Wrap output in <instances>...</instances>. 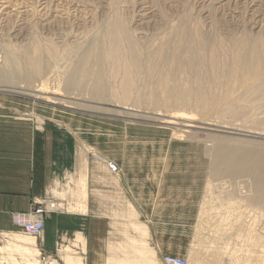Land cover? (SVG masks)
<instances>
[{"label":"rangeland","instance_id":"obj_1","mask_svg":"<svg viewBox=\"0 0 264 264\" xmlns=\"http://www.w3.org/2000/svg\"><path fill=\"white\" fill-rule=\"evenodd\" d=\"M2 1L0 110L69 136L76 163L49 198L59 212L104 218L111 233L90 250L78 234L49 257L14 246L13 235L23 230L3 233L0 264L141 261L131 239L143 243L137 248L146 263L165 264L171 256L187 264H264V202L254 185L261 171L215 175L230 164L220 163L222 156H264V90L238 76L241 82H227L210 65L214 51L187 62L192 37L207 47L222 40L236 52L235 70L243 71V42L264 49V0ZM114 37L137 60L114 62ZM68 245L70 253L63 251Z\"/></svg>","mask_w":264,"mask_h":264},{"label":"crops","instance_id":"obj_2","mask_svg":"<svg viewBox=\"0 0 264 264\" xmlns=\"http://www.w3.org/2000/svg\"><path fill=\"white\" fill-rule=\"evenodd\" d=\"M65 134L37 129L30 122L14 119L0 110V236L22 231L21 215L30 213L35 203L50 199L55 181L73 170L76 152ZM87 200L83 202V211ZM87 209L89 213L90 206ZM104 220L62 211L47 214L39 240L42 254L53 256L78 234L86 238V248L90 250V244L104 241L111 233L110 223ZM98 222L101 228L99 224L95 228Z\"/></svg>","mask_w":264,"mask_h":264},{"label":"bare ground","instance_id":"obj_3","mask_svg":"<svg viewBox=\"0 0 264 264\" xmlns=\"http://www.w3.org/2000/svg\"><path fill=\"white\" fill-rule=\"evenodd\" d=\"M5 1V0H4ZM2 1V3H5L7 4V2H4ZM9 4V3H8ZM46 4V3H45ZM59 4V3H58ZM7 6V5H6ZM63 6V5H61ZM6 8V7H4ZM61 8V7H60ZM64 8H66L64 6ZM56 9V8H55ZM62 9V8H61ZM6 10V9H5ZM63 10V9H62ZM63 11H67L66 10H63ZM59 12V11H57ZM64 15H66L65 12H63ZM25 15V14H24ZM68 15V14H67ZM72 15V14H70ZM47 16V15H46ZM23 17V16H21ZM66 17V16H65ZM20 18V17H19ZM18 18V19H19ZM67 18V17H66ZM23 21V19H21ZM26 20V19H25ZM148 20V19H147ZM232 20V19H231ZM87 21V20H86ZM27 22V21H26ZM25 22V23H26ZM143 22V20H142ZM22 23V22H21ZM20 23V21H18L16 23V27L18 29H15V34L17 33L19 35L20 33V28L22 26V24ZM58 23V22H57ZM152 23V22H151ZM60 24V23H59ZM63 24V23H62ZM142 24V23H141ZM13 25V24H12ZM150 25V24H149ZM25 26V25H24ZM24 26L22 27L24 29ZM27 27V26H26ZM28 28V27H27ZM41 28V27H40ZM47 28V27H46ZM14 29V28H13ZM26 29V28H25ZM24 29V31H25ZM123 32V31H122ZM128 32H126L127 34ZM12 34V33H11ZM22 34V33H21ZM125 34V32L123 33V35ZM18 35H14L15 37H18ZM66 35V34H65ZM24 36V35H23ZM31 36V35H30ZM74 36V35H73ZM13 37V36H12ZM22 37V35H21ZM17 38V41L19 40L20 42V38ZM26 38V35L24 36ZM60 37V36H59ZM23 38V37H22ZM24 38V39H25ZM64 38V37H63ZM116 38V37H114ZM139 38V37H138ZM137 38V39H138ZM124 39H128L127 37H124ZM247 39V37H246ZM245 39V41H246ZM250 40V38H248ZM247 39V40H248ZM205 40V38H204ZM16 41V40H15ZM66 41V40H65ZM206 41V40H205ZM244 41V39H243ZM252 42V41H251ZM125 43L126 42H123V39L122 38H116L114 39L113 41V44L111 46V56H112V60L114 62H126L127 61V56L130 57L132 56L131 60H137L136 58V54L133 55V54H130V55H127L125 54L126 50H125ZM207 43V42H205ZM16 44V43H15ZM192 45L189 46V48L191 49V52H192V55L191 58L187 59L186 61L189 62V63H193L196 61V57L200 54H202V56L204 57V60H206V56L207 54L210 53V51H214L215 52V55H214V59L210 62V65L216 67V70H217V74L220 73V75L222 74L223 77L225 78V80L227 82H232L231 80L236 76H238L239 78H242L243 81H249L250 83L253 81L254 82V91L255 90H259V89H262V91H260L261 93L263 92L264 90V49L263 48H258V49H255L253 47H249V43L247 42H243V48L242 50L240 51L239 50V54L241 56H243L244 58V55H243V50L246 51V58L244 60V64H245V69L243 71H239L237 72L233 66V64L237 63V61L235 60V56H236V52L235 51H232V50H227L226 48V45L224 44V42L222 40L219 41V45L215 43V45L213 46H210V47H207L203 42H202V39L200 37H192ZM252 44V43H251ZM246 45V46H245ZM254 46V44H252ZM20 46V45H19ZM245 46V48H244ZM249 48H248V47ZM14 47V46H13ZM131 49V48H130ZM109 51H110V48H109ZM230 51V52H228ZM109 54V53H108ZM212 55V56H213ZM189 56V57H190ZM240 56V57H241ZM101 57V56H100ZM213 58V57H212ZM242 59V58H241ZM34 61V60H33ZM103 61V60H102ZM32 62V61H31ZM111 62V60H110ZM113 63V62H111ZM118 64V63H117ZM122 64V63H121ZM124 64V63H123ZM116 65V64H115ZM192 65V64H190ZM195 67V68H194ZM190 69H192L191 71L192 72H198L199 70H197V65H194V66H190ZM214 70V69H213ZM128 72H129V69H128ZM196 72V73H197ZM130 73V72H129ZM195 73V75H196ZM241 76V77H240ZM236 77L233 79L234 82L232 83H235L236 81H238L236 79ZM236 80V81H235ZM241 80V79H240ZM238 81L241 82V81ZM203 82V81H202ZM247 82V84L249 83ZM252 82V83H253ZM249 83V84H250ZM201 80H200V75L199 73L195 76V85L197 87V90L199 91L200 87H201ZM252 86V84H250ZM241 86L243 87V85L241 84ZM239 86V87H241ZM249 86V85H248ZM250 86V87H251ZM240 88V90H243V88ZM249 87V88H250ZM248 88V89H249ZM256 88V89H255ZM257 90V92H259ZM245 91V89H244ZM251 91V89H250ZM249 91V92H250ZM252 91V93L254 92ZM243 92V91H242ZM178 91H175L174 95L176 94L177 95ZM256 93V92H254ZM181 94V92H180ZM179 94V95H180ZM244 94V92H243ZM259 94V93H258ZM245 95V94H244ZM179 99L181 100V103H185V95L184 93L181 94L179 96ZM175 100V99H174ZM175 103L177 104V100H175ZM180 103V102H179ZM182 106V105H180ZM260 107V106H259ZM181 110V109H180ZM264 116V115H263ZM253 118V117H252ZM264 123V122H263ZM259 125V124H258ZM236 131V130H235ZM256 148V147H255ZM222 150V149H221ZM223 151V150H222ZM240 152H242V154H230L228 156H222L221 157V160L219 161L220 163L221 162H227V163H230V164H227V169L226 170H222V169H218L216 172H215V175L216 176H221L222 174H229V175H237V174H240V173H243V172H246V173H251L253 174L257 169L261 171V174L258 173V176H259V180H257L255 182V189H256V199L258 200L259 203H262L264 202V170H262V167L264 165V156L263 155H254L253 158H249L248 155H245L243 154V151L240 150ZM245 152V151H244ZM249 153V152H248ZM254 153V152H253ZM252 155V154H251ZM224 157L227 159V160H224ZM251 159L252 161L248 162V160ZM233 164V165H231ZM108 169L112 172V170L109 168L108 166ZM113 173V172H112ZM256 173V172H255ZM84 182V181H83ZM84 185V183H83ZM84 188H85V185H84ZM212 188V187H211ZM55 194H57L56 192H54ZM84 193L86 194V191L84 190ZM60 196H62L63 198L65 197L66 195V192L64 191L63 193H59ZM63 205V204H62ZM82 205V204H81ZM58 208H60V205L58 204ZM32 210V209H31ZM27 214V213H26ZM17 216V215H16ZM132 220V219H131ZM18 222V221H17ZM133 222V221H132ZM136 222V220H135ZM18 224V223H17ZM135 229H137L140 234L144 235L146 233V231L137 225V223H134L133 224ZM16 233V232H15ZM26 235V236H24ZM10 236V235H9ZM14 236H16V238H18L19 240H15ZM6 238V237H5ZM13 239H14V246L15 247H18L19 249L22 248V249H25V251L27 252L28 255H40L41 254V250H40V247H39V243L37 241V239L33 236H30V235H27L26 233H23V235H18V234H14L13 235ZM131 244L132 248L134 249V251H137L138 254L140 255L141 257V261L142 259H144V254H145V251L143 250H139L137 248V246L139 244H141L142 242L136 240V239H131L129 241H127ZM11 243V242H9ZM143 244V243H142ZM7 246V245H6ZM3 249V248H2ZM71 247H66L63 251L66 252V253H70L69 251H71ZM61 251V250H60ZM19 252V251H18ZM14 255V254H12ZM70 255V254H69ZM15 256V255H14ZM26 258V257H25ZM24 258V259H25ZM114 259V258H113ZM82 260V259H81ZM118 260V259H117ZM121 260V259H120ZM119 260V261H120ZM113 261V260H112ZM112 261L109 263V264H117V261H115L116 263H112ZM118 261V262H119ZM140 260L138 261V259H136L135 257H133L130 261H123L122 263L123 264H154L152 262H144L146 260H144L143 262H141ZM81 262V261H80ZM31 264V263H29ZM36 264V263H34ZM52 264H58V263H52ZM68 264V263H67ZM81 264H84V263H81ZM120 264V263H119Z\"/></svg>","mask_w":264,"mask_h":264},{"label":"built area","instance_id":"obj_4","mask_svg":"<svg viewBox=\"0 0 264 264\" xmlns=\"http://www.w3.org/2000/svg\"><path fill=\"white\" fill-rule=\"evenodd\" d=\"M108 166L114 174L119 172L116 164L109 162ZM56 211H59L57 201L46 199L35 204L30 213L21 215L19 224L24 233L39 238L45 229V216ZM163 261L165 264H187L185 259L171 256L164 257Z\"/></svg>","mask_w":264,"mask_h":264}]
</instances>
